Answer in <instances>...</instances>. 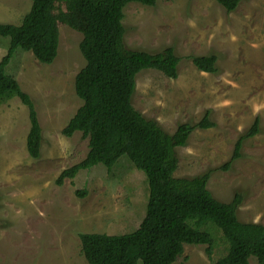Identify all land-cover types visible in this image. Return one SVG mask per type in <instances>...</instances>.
Wrapping results in <instances>:
<instances>
[{
	"label": "rangeland",
	"instance_id": "obj_1",
	"mask_svg": "<svg viewBox=\"0 0 264 264\" xmlns=\"http://www.w3.org/2000/svg\"><path fill=\"white\" fill-rule=\"evenodd\" d=\"M32 0H0V22L18 25ZM58 54L39 62L17 48L6 72L35 103L41 125L40 156L27 149L31 127L28 107L18 96L0 103V264H89L81 233L124 234L138 228L146 213V174L122 155L111 170L99 163L58 185L65 168L82 161L89 139L71 137L63 128L83 104L75 77L86 65L79 44L85 22L74 0H54L51 7ZM124 43L132 50L159 52L173 46L180 56L178 77L157 69L136 75L133 106L168 133L195 123L210 111L215 126L195 129L186 146L175 148L176 177L209 173L207 188L222 202L242 195L237 215L242 222L264 224V0H242L227 11L215 0H158L124 8ZM10 38L0 35V61ZM215 54L217 72L199 70L191 56ZM259 118V131L246 138L241 156L222 169L239 136ZM86 189L85 196L76 191ZM211 228L212 256L205 244H185L173 264H211L227 252L220 230ZM250 264H259L250 257Z\"/></svg>",
	"mask_w": 264,
	"mask_h": 264
},
{
	"label": "trees",
	"instance_id": "obj_2",
	"mask_svg": "<svg viewBox=\"0 0 264 264\" xmlns=\"http://www.w3.org/2000/svg\"><path fill=\"white\" fill-rule=\"evenodd\" d=\"M85 22L79 48L86 65L75 77V91L83 101L63 128L71 137L82 132L89 139L86 157L62 170L56 179L63 185L82 169L99 163L111 170L122 155H127L147 176L149 198L145 216L130 233H81L82 253L89 264H173L184 252L185 244H205L212 256L215 238L207 225L222 232L227 252L211 264H250L254 256L264 264V224L242 222L237 215L242 195L230 202L216 199L207 188L209 173L191 178L176 177L175 148L186 146L191 133L215 126L206 111L195 123H181L175 132H166L154 119L146 118L132 103L136 75L143 69L178 77L180 56L173 46L159 52L128 49L122 20L131 2L154 6L158 0H74ZM229 12L242 0H215ZM54 0H32L29 11L18 25L0 22V35L10 38V47L0 61V103L18 96L29 109L31 127L27 136L29 154L38 158L42 140L35 103L18 80L6 72L17 48L31 51L39 62L50 64L57 54L59 38L51 11ZM201 71L216 73L215 54L191 56ZM259 131V118L237 139L231 158L221 166L228 169L241 156L246 138ZM85 196L87 190L76 191Z\"/></svg>",
	"mask_w": 264,
	"mask_h": 264
}]
</instances>
